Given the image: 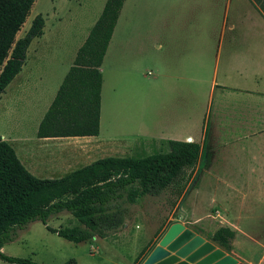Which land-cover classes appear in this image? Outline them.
Listing matches in <instances>:
<instances>
[{"label": "crops", "instance_id": "obj_1", "mask_svg": "<svg viewBox=\"0 0 264 264\" xmlns=\"http://www.w3.org/2000/svg\"><path fill=\"white\" fill-rule=\"evenodd\" d=\"M149 1L154 6L153 49L158 53L152 60L151 70L139 73V133L129 135L126 141L136 145L139 142L140 151L152 149L153 154L167 152L169 141L199 147V159L191 172L200 175L202 187L208 190L205 202L219 209L197 214L190 208L184 213L193 217L191 225L201 228L203 222L219 223L217 229H231L223 221H259L264 212V15L256 0H139V7L146 11ZM75 2L80 6L78 0ZM100 12L91 16L85 8L76 19L68 21L58 36L45 42L42 31L39 38L29 43L21 67L22 73L27 68L28 74L21 75L20 70L0 94L1 100L14 88L16 95L8 106L14 100L18 102L13 104L14 111L7 124L13 123L22 130L36 111L33 124L37 129L53 99L49 102L47 94L44 107L37 111L36 104L41 98L39 71L45 59L37 55L41 48L47 47L52 62L58 64L67 57L68 70ZM54 15V20L59 21L57 14ZM116 22L98 67L100 75ZM30 51L31 58L35 59L31 64L26 63ZM27 84L29 93L24 92ZM99 97L101 100L100 93ZM4 110L2 107L0 112ZM35 138L39 142L67 140L86 145L76 148L77 153L72 150L35 152L27 150L24 135L10 130L0 133V141L9 144L15 156L18 148L22 163L16 157L28 173L48 176L39 179L60 178L90 164L93 161L88 159L92 157L121 156L129 146L115 141L107 145L98 136ZM186 228L207 241L191 227ZM232 231H236L231 243L235 248L239 231L235 228ZM153 246L145 251V256Z\"/></svg>", "mask_w": 264, "mask_h": 264}, {"label": "trees", "instance_id": "obj_2", "mask_svg": "<svg viewBox=\"0 0 264 264\" xmlns=\"http://www.w3.org/2000/svg\"><path fill=\"white\" fill-rule=\"evenodd\" d=\"M34 1L0 0V94L21 70L29 43L42 35L44 21L37 14L24 35L15 38ZM123 1L105 0L37 126V138L97 136L101 84L98 67ZM256 3L264 15V0ZM167 145L165 153L140 158L106 157L60 178L39 179L24 169L9 144L0 141V249L13 239L15 229L33 221L74 244L93 237L104 239L123 227L127 213L123 203L133 204L168 188L181 194L199 159V147L172 141ZM61 212L76 218L77 224L71 228H48L46 221ZM233 238L231 229L221 227L212 234L210 243L228 254ZM0 260L35 264L2 253ZM63 264L75 262L68 260Z\"/></svg>", "mask_w": 264, "mask_h": 264}, {"label": "rangeland", "instance_id": "obj_3", "mask_svg": "<svg viewBox=\"0 0 264 264\" xmlns=\"http://www.w3.org/2000/svg\"><path fill=\"white\" fill-rule=\"evenodd\" d=\"M104 1L78 0L81 3L78 6L75 0H35L15 38L22 37L32 18L40 14L44 18L43 40L47 42L54 36H58L62 30L64 32L68 21L76 19L83 9L86 8L92 13L91 16L99 13ZM143 11L145 14H142ZM153 12L154 6L153 4L150 6V1L145 11V8L139 7V0H125L116 22L109 53L102 63L99 134L97 136L101 141H107V145L115 142H124L129 145L123 155L108 154L106 157L140 158L155 152L152 149L142 152L139 150V142L138 145L133 144L130 138H128L130 141H126L129 135L139 133V73L151 70L152 60L158 53L153 49L155 40L151 35ZM54 14L60 18L59 21L54 20ZM31 54L30 51L26 63L27 61L29 64L34 62L35 59L31 58ZM42 55L45 59L42 61L40 71L38 70L42 78L38 85L41 98L36 104L38 105L37 111L44 107L47 94V99L51 101L68 67L66 66L67 57H64L58 64L55 61L52 62L47 47L41 48L37 57ZM26 74H28L27 68L23 70V73L21 70V75ZM30 85L25 86L24 92L29 93ZM14 95L16 94L13 88V91L8 90L6 96L0 100V109L2 107L6 109L0 112L2 117L0 133H8L10 130L24 135L28 151L72 150L77 153L76 148L86 147L81 142L74 143V141L67 140L39 142L35 138L36 124H33L36 111L33 119L26 123L22 130L16 128L13 123L7 124L6 121L14 111L13 104L18 103L14 100L13 104L11 102L8 106ZM111 139L113 140L110 141ZM16 156L20 162L23 161L17 147ZM103 157L105 156L101 158ZM98 159L100 158L92 157L88 159V162ZM82 165L83 163L80 166ZM32 175L37 178L48 177L42 173ZM194 175L192 173L190 179L186 180L184 189L179 195L175 188H168L157 196H145L137 199L133 204L123 203L127 211L123 227L104 239L93 237L88 242L74 244L50 233L39 221H33L19 230L15 229L13 239L1 247L0 253L8 257L27 259L35 264H63L68 260H73L75 264H142L145 251L151 245L157 244L162 230H165L170 222H178L184 228L191 227L207 241H211V236L217 230L216 226L219 223L204 224L203 222L200 228L191 225L193 217L184 213L190 208L197 214L205 213L211 208L219 209V206L205 202L208 190L202 187L204 182L199 179L200 175L196 177ZM223 223L229 224L231 230L235 228L239 231L234 244L235 248L231 247L229 253L225 255L235 257L237 263L241 264H246L241 258L251 264H264V212L259 221L238 223L227 220ZM76 224L77 219L66 212L54 215L46 221V226L50 229L71 228ZM0 264L10 263L0 260Z\"/></svg>", "mask_w": 264, "mask_h": 264}, {"label": "water", "instance_id": "obj_4", "mask_svg": "<svg viewBox=\"0 0 264 264\" xmlns=\"http://www.w3.org/2000/svg\"><path fill=\"white\" fill-rule=\"evenodd\" d=\"M142 264H241L208 241L173 222L163 231Z\"/></svg>", "mask_w": 264, "mask_h": 264}]
</instances>
